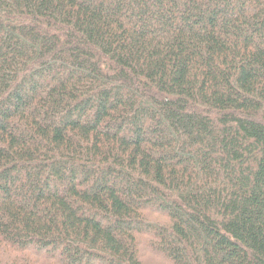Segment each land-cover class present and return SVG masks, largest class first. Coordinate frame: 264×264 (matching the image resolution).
<instances>
[{
  "label": "trees",
  "instance_id": "trees-1",
  "mask_svg": "<svg viewBox=\"0 0 264 264\" xmlns=\"http://www.w3.org/2000/svg\"><path fill=\"white\" fill-rule=\"evenodd\" d=\"M264 264V0H0V264Z\"/></svg>",
  "mask_w": 264,
  "mask_h": 264
},
{
  "label": "rangeland",
  "instance_id": "rangeland-1",
  "mask_svg": "<svg viewBox=\"0 0 264 264\" xmlns=\"http://www.w3.org/2000/svg\"><path fill=\"white\" fill-rule=\"evenodd\" d=\"M144 261H145L147 264H154V263L156 262V261L150 259L149 257H146V258L144 259Z\"/></svg>",
  "mask_w": 264,
  "mask_h": 264
}]
</instances>
